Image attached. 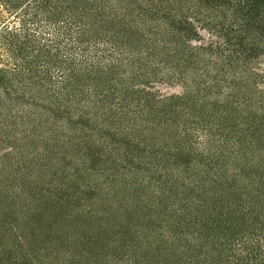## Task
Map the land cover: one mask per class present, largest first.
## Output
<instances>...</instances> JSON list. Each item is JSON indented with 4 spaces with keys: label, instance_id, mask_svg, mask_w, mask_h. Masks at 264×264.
I'll return each mask as SVG.
<instances>
[{
    "label": "trees",
    "instance_id": "1",
    "mask_svg": "<svg viewBox=\"0 0 264 264\" xmlns=\"http://www.w3.org/2000/svg\"><path fill=\"white\" fill-rule=\"evenodd\" d=\"M263 59L264 0H0V264H264Z\"/></svg>",
    "mask_w": 264,
    "mask_h": 264
},
{
    "label": "rangeland",
    "instance_id": "2",
    "mask_svg": "<svg viewBox=\"0 0 264 264\" xmlns=\"http://www.w3.org/2000/svg\"><path fill=\"white\" fill-rule=\"evenodd\" d=\"M261 69L264 70V59L261 61ZM160 89L163 91L164 94H175L176 95V94L182 93V89L178 86H175L174 88H170L169 86H163V87H160ZM3 201H5V200H3ZM7 206H8L7 203L2 204V208L4 209V210L2 209L4 211V212L3 211L2 212L4 213V217L7 214V212H5V209L7 208ZM2 212H1V214H2ZM1 214H0V217L3 218Z\"/></svg>",
    "mask_w": 264,
    "mask_h": 264
}]
</instances>
